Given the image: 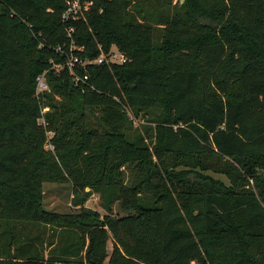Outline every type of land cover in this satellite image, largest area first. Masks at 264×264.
<instances>
[{
  "label": "trees",
  "instance_id": "obj_1",
  "mask_svg": "<svg viewBox=\"0 0 264 264\" xmlns=\"http://www.w3.org/2000/svg\"><path fill=\"white\" fill-rule=\"evenodd\" d=\"M65 1L0 0V264H264V0Z\"/></svg>",
  "mask_w": 264,
  "mask_h": 264
},
{
  "label": "built area",
  "instance_id": "obj_2",
  "mask_svg": "<svg viewBox=\"0 0 264 264\" xmlns=\"http://www.w3.org/2000/svg\"><path fill=\"white\" fill-rule=\"evenodd\" d=\"M66 7L62 12V18L66 19L71 15H75L79 13L83 7H85L88 2H82L81 0H66ZM67 35L69 38V45H68V51L66 52V57L64 63L68 66L69 72L74 75V78L76 81L78 80H84L88 77L89 73L87 70V65L91 63H100L103 60H110V61H117V62H124L127 61L129 58L125 53L117 48L110 49L107 53H104L103 51L100 52L96 57L93 58H83L79 56L76 52L80 51L82 49V46L77 44L75 39L72 37L71 32L73 31V26H67L66 27ZM56 49L59 51H62V46L57 45ZM61 64L57 63L54 66L59 67ZM80 66L83 69V75L80 76L76 72V67ZM37 80V88L36 90L40 91L44 88H47L46 83L43 79V74H39L36 76ZM36 91V92H38ZM44 109L48 110L47 106H42L40 109V116L38 117V121L40 124H42L44 127L47 125V121L44 116V112L42 111ZM47 130V136H48ZM52 131V130H51ZM53 133V131H52ZM49 137L47 138L46 143H48ZM45 143V147H46ZM52 144V143H51ZM49 142V145H51ZM50 148V147H49ZM52 149V148H50Z\"/></svg>",
  "mask_w": 264,
  "mask_h": 264
},
{
  "label": "rangeland",
  "instance_id": "obj_3",
  "mask_svg": "<svg viewBox=\"0 0 264 264\" xmlns=\"http://www.w3.org/2000/svg\"><path fill=\"white\" fill-rule=\"evenodd\" d=\"M38 91V90H36ZM44 113L47 111L43 108ZM130 115L133 117L131 112ZM134 124H138L141 121H144L138 117H133ZM47 127V125H46ZM48 137L50 138L52 135V131H48ZM50 144L52 143L49 141ZM49 142L46 143V148H52L53 144L49 145ZM206 173L213 176L215 179H220L225 184H228V178L225 174L220 172H214L212 170L205 171ZM89 187H86L88 189ZM43 204L47 209H51L53 211L66 212L70 209H73L75 206L72 203V189L70 182H51L45 181L43 183ZM84 205L96 209L100 214L105 213V209L100 204V198L96 192H91L88 198L86 199ZM113 213H122V211L118 208L117 203L114 204ZM111 243L108 241V249L110 250Z\"/></svg>",
  "mask_w": 264,
  "mask_h": 264
}]
</instances>
